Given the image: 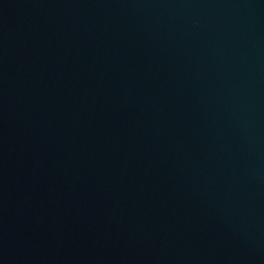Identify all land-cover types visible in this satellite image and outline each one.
Returning <instances> with one entry per match:
<instances>
[{"label":"water","instance_id":"obj_1","mask_svg":"<svg viewBox=\"0 0 264 264\" xmlns=\"http://www.w3.org/2000/svg\"><path fill=\"white\" fill-rule=\"evenodd\" d=\"M0 264H264V0H0Z\"/></svg>","mask_w":264,"mask_h":264}]
</instances>
